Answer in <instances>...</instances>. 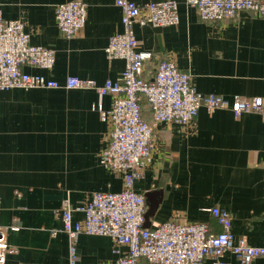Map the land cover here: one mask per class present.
<instances>
[{
  "label": "crops",
  "instance_id": "0c3cea01",
  "mask_svg": "<svg viewBox=\"0 0 264 264\" xmlns=\"http://www.w3.org/2000/svg\"><path fill=\"white\" fill-rule=\"evenodd\" d=\"M72 0H0L4 20H20L30 43L54 51L50 70L28 68L63 82L67 76L101 84L124 68L109 59V37L122 31L114 0H78L86 5L83 28L64 37L55 8ZM143 7L149 0H131ZM176 24L133 25L145 56L143 77L171 59L188 73L198 94L264 100V17L240 10L233 19L203 21L187 0H175ZM113 97L93 89L13 88L0 91V228L13 250L7 264H70V242L62 231L60 208L88 202L93 192H118L119 175L100 153L111 125L98 108L109 110ZM145 109V108H143ZM150 111L142 110L150 120ZM151 163L134 180L143 196L161 190L151 224L180 218L221 226L209 209L230 216L234 240L264 246V119L255 112L235 116L228 109L201 107L190 124H159ZM145 199V198H144ZM73 220L82 213L75 211ZM74 264H112L127 247L108 235L80 233L73 242ZM223 259L234 263L231 253ZM204 264H210L206 260ZM254 264H264L257 258Z\"/></svg>",
  "mask_w": 264,
  "mask_h": 264
},
{
  "label": "built area",
  "instance_id": "2783aa9c",
  "mask_svg": "<svg viewBox=\"0 0 264 264\" xmlns=\"http://www.w3.org/2000/svg\"><path fill=\"white\" fill-rule=\"evenodd\" d=\"M121 10L122 31L109 37L106 55L124 61V68L115 80L97 84L93 80L67 76L63 82L28 68L50 70L54 51L30 43L29 34L20 20H4L0 16V91L20 88L93 89L113 97L112 106L98 108L101 120L109 122L111 130L100 157L103 164L122 179L118 192H93L86 204L71 207L64 201L61 208L62 231L70 242V264H74L73 242L80 233L108 235L114 242L127 247L126 254L112 264H254L264 259V246H252L243 239L234 240L230 232L229 214L210 208V214L221 226L211 233L206 222L184 218L153 223L145 228V199L134 190V180L151 163L155 147V130L159 124L177 122L190 124L198 110L212 112L228 109L235 116L255 112L264 119L261 97L229 101L214 94H198L188 73L180 70L171 59L160 60L151 79L143 77L145 56L133 33V25L167 26L177 23L175 0H149L143 7L131 0H114ZM203 21L233 19L240 10L264 17V0H187ZM86 20V5L78 0L59 4L55 21L66 38L78 34ZM150 107V120L142 114V103ZM264 170V164H263ZM264 198V194H263ZM75 211L82 213L73 220ZM13 251L0 228V264ZM231 253L235 262L223 259Z\"/></svg>",
  "mask_w": 264,
  "mask_h": 264
},
{
  "label": "water",
  "instance_id": "95a60500",
  "mask_svg": "<svg viewBox=\"0 0 264 264\" xmlns=\"http://www.w3.org/2000/svg\"><path fill=\"white\" fill-rule=\"evenodd\" d=\"M162 192L161 190H152L144 194L146 210L144 213V223L145 228L151 225V219L153 218L157 206L161 200Z\"/></svg>",
  "mask_w": 264,
  "mask_h": 264
},
{
  "label": "trees",
  "instance_id": "16d2710c",
  "mask_svg": "<svg viewBox=\"0 0 264 264\" xmlns=\"http://www.w3.org/2000/svg\"><path fill=\"white\" fill-rule=\"evenodd\" d=\"M143 108L148 109V111H150V107H149V105L146 104L145 102L142 103V110L144 111L145 109H143ZM149 113H150V112H149ZM143 264H147V263H146V262H143Z\"/></svg>",
  "mask_w": 264,
  "mask_h": 264
}]
</instances>
